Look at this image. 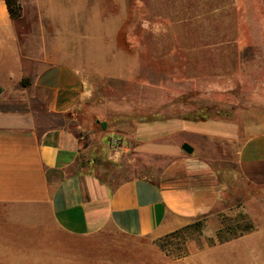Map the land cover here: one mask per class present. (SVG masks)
Returning a JSON list of instances; mask_svg holds the SVG:
<instances>
[{"label": "crops", "instance_id": "0c3cea01", "mask_svg": "<svg viewBox=\"0 0 264 264\" xmlns=\"http://www.w3.org/2000/svg\"><path fill=\"white\" fill-rule=\"evenodd\" d=\"M17 1L13 20L0 0V264H82L81 240L99 234L155 241L203 216L213 224L221 170L264 186V118L128 115L107 129L80 76L82 58L156 56L130 41L233 39L220 34L236 24L235 0Z\"/></svg>", "mask_w": 264, "mask_h": 264}, {"label": "rangeland", "instance_id": "374dc122", "mask_svg": "<svg viewBox=\"0 0 264 264\" xmlns=\"http://www.w3.org/2000/svg\"><path fill=\"white\" fill-rule=\"evenodd\" d=\"M233 10L239 15L236 24L226 25L220 34L233 36L230 40L130 41L134 52L156 56L114 52L109 58H82L87 70L80 73L83 84L90 96L103 99L97 113L113 118L104 126L114 129L128 115L200 118L195 114L198 108H206V116L242 125L262 122L264 0H235ZM80 136L87 138L83 131ZM113 139L119 137L114 134ZM119 152L112 149L113 155ZM220 206L221 214L213 222H220L222 215L229 222L239 220L241 227L251 224L260 233L252 231L221 245L215 239L218 224L210 223L212 219H204L199 231L192 227L185 232V244L180 235L150 241L110 232L81 240L82 258H90L82 264H264V186L244 183L231 188Z\"/></svg>", "mask_w": 264, "mask_h": 264}, {"label": "trees", "instance_id": "16d2710c", "mask_svg": "<svg viewBox=\"0 0 264 264\" xmlns=\"http://www.w3.org/2000/svg\"><path fill=\"white\" fill-rule=\"evenodd\" d=\"M4 1L7 6L10 18L13 20L20 19L21 7L18 1L17 0H4ZM121 36L122 34L119 35L118 37L119 39L117 42L120 46L125 47L128 44L125 40L121 39L122 38ZM207 113H208V110L206 108L205 109L198 108V109H195V114L202 115L200 118H196V117H191V118L180 117V118L190 119L193 121H198V120L202 121V120L217 118V117L206 116ZM215 113H216L215 115H219L221 112H215ZM135 117H136L135 119L139 122H151V121L163 120V118L147 117L143 115L142 116L135 115ZM217 177H218V181L220 185V193L218 197V201L220 203H223L226 201V198L229 195L231 188H237L244 183L247 184V182H245L242 175H240V173L235 169H231V170L225 169V170L218 171ZM204 219H205V216L199 218L198 220L192 222L191 224H188L180 229H177L176 231L170 234H167L163 238L175 239L177 236L180 235L183 237L182 244H185L187 240V238H185V232H187L192 227L196 228L197 231L201 230ZM220 223H221V226L215 232V239L217 240V243L219 244L226 243L228 241H231L237 237H240L244 234L250 233L255 230V228L251 224H246L241 227V222L239 220L229 222L226 219H224L222 215L220 216Z\"/></svg>", "mask_w": 264, "mask_h": 264}, {"label": "built area", "instance_id": "2783aa9c", "mask_svg": "<svg viewBox=\"0 0 264 264\" xmlns=\"http://www.w3.org/2000/svg\"><path fill=\"white\" fill-rule=\"evenodd\" d=\"M111 144L117 149H122L123 148V144H122V142L119 139H113L111 141Z\"/></svg>", "mask_w": 264, "mask_h": 264}, {"label": "water", "instance_id": "95a60500", "mask_svg": "<svg viewBox=\"0 0 264 264\" xmlns=\"http://www.w3.org/2000/svg\"><path fill=\"white\" fill-rule=\"evenodd\" d=\"M182 150L184 151V152H186V153H188V154H190L191 152H192V149L188 146V145H186V144H184V145H182Z\"/></svg>", "mask_w": 264, "mask_h": 264}]
</instances>
